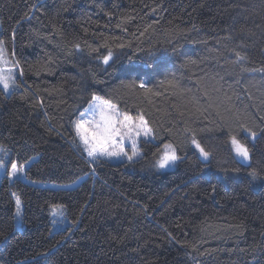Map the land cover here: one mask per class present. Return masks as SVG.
I'll use <instances>...</instances> for the list:
<instances>
[{
  "label": "trees",
  "instance_id": "trees-1",
  "mask_svg": "<svg viewBox=\"0 0 264 264\" xmlns=\"http://www.w3.org/2000/svg\"><path fill=\"white\" fill-rule=\"evenodd\" d=\"M0 20L19 84L0 87V145L25 166L0 184L3 264H264V0H0ZM95 95L149 122L138 159L83 152L74 122ZM164 143L172 170L155 166Z\"/></svg>",
  "mask_w": 264,
  "mask_h": 264
},
{
  "label": "snow or ice",
  "instance_id": "snow-or-ice-1",
  "mask_svg": "<svg viewBox=\"0 0 264 264\" xmlns=\"http://www.w3.org/2000/svg\"><path fill=\"white\" fill-rule=\"evenodd\" d=\"M6 49L3 47V41H0V86L4 93H8L12 88H18L16 82V69L18 62L7 59L5 57ZM113 53L109 51L107 55L102 57L103 63L108 64L112 60ZM236 62L239 63L244 59L239 52L235 54ZM22 75V73H21ZM167 83L173 87L172 81ZM141 88L147 90L144 83L140 84ZM94 103L89 105V112L82 113V118L74 122L75 135L78 137L80 146L88 158L98 162V157L107 158H124L132 161L139 156L138 143L140 138H146L145 142H150L147 138L155 140L158 137L154 135V130L149 126V122L142 114L137 116L129 115L127 112H121L115 104L109 100L101 99L98 96H93ZM247 132L248 137L253 141L257 138V132L249 128L243 129ZM191 132V129H186ZM231 147L236 157L244 163H249L251 160V150L247 143L242 142L236 136H231ZM126 144L130 146L131 154L126 150ZM191 145L199 152L200 157L207 161L211 153L205 149L199 140L195 138V133H192ZM158 159L155 166L159 169H166L174 166L182 157L177 155L176 147L172 143H164L161 148L157 149ZM10 171L6 172L10 178L23 174L25 169L23 164L10 162ZM0 168L7 169L4 160H0ZM238 172L239 169H233ZM253 178H256L257 172L255 169L250 173ZM21 201L16 197L17 215L20 214ZM62 205H53L54 209L62 208Z\"/></svg>",
  "mask_w": 264,
  "mask_h": 264
},
{
  "label": "rangeland",
  "instance_id": "rangeland-1",
  "mask_svg": "<svg viewBox=\"0 0 264 264\" xmlns=\"http://www.w3.org/2000/svg\"><path fill=\"white\" fill-rule=\"evenodd\" d=\"M1 29H2V24H1V20H0V41H3V47L6 49V52H5V57L7 59H11V53L8 49V46L7 44L5 43V41L2 39V36H1ZM18 68V66H17ZM17 76H18V70L16 69V82H17ZM2 88V86H0ZM3 89V88H2ZM14 88L10 89V91L8 93H6L7 95H10L12 92H13ZM95 96H98V95H95ZM100 97V96H98ZM101 99H104V100H107L103 97H100ZM91 103H94V101L92 100ZM90 103V104H91ZM112 103V102H111ZM89 104V105H90ZM113 104V103H112ZM118 108V107H117ZM119 109V108H118ZM120 110V109H119ZM121 111V110H120ZM89 112V106L87 107V109L83 112V113H88ZM122 112V111H121ZM123 113V112H122ZM129 115H132V114H129ZM132 116H136V115H132ZM82 118V115L79 116L78 119H81ZM77 119V120H78ZM143 139H146L144 137H141L140 138V142L138 143V147H139V156L135 157L133 160L135 159H138L143 151L141 149V142ZM147 139H150V138H147ZM126 150L129 151V154H131V150H130V146H128L126 144ZM199 154V152H198ZM235 154V153H234ZM200 156V155H199ZM236 156V155H235ZM98 158H103V159H106L110 162H113V163H118V162H122V161H127V158L124 157V158H117V157H113V158H107V157H98ZM201 158V157H200ZM237 158V157H236ZM91 159V158H89ZM202 159V158H201ZM210 159V158H209ZM238 159V158H237ZM0 160H4L5 164L7 165V169L5 168H0V184H1V181H2V178L4 176H6V172L7 171H10V167H11V158H10V153L8 152L7 149H5L3 146L0 145ZM203 160V159H202ZM239 160V159H238ZM93 161V160H92ZM205 161V160H204ZM208 161V160H207ZM241 163L243 164H249V163H244L242 162L241 160H239ZM16 162V161H14ZM93 162H96V161H93ZM177 163L174 165V166H170V167H167L166 169H161V170H172L176 167ZM24 169H25V166H24ZM24 176V173L23 174H17V176H15L16 178H23ZM10 178V177H9ZM12 178V177H11ZM51 186L53 187H58L57 184H51ZM14 197H15V202H16V197H19L17 194H14ZM20 201H21V206H20V214L17 215V208H16V211H15V227H16V230H22L24 228V205H23V202L20 198ZM55 205H62V204H55ZM63 207L62 208H59V209H54L53 208V205L51 206V215H52V220H53V232H57V231H61V230H64L68 224L70 223V219L68 217V212H67V208L62 205ZM0 264H3L1 261H0Z\"/></svg>",
  "mask_w": 264,
  "mask_h": 264
}]
</instances>
